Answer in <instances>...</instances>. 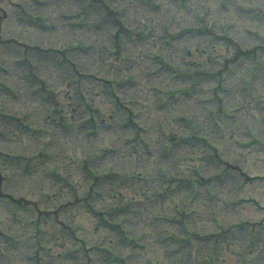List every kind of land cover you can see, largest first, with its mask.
Instances as JSON below:
<instances>
[{
	"label": "rangeland",
	"instance_id": "1",
	"mask_svg": "<svg viewBox=\"0 0 264 264\" xmlns=\"http://www.w3.org/2000/svg\"><path fill=\"white\" fill-rule=\"evenodd\" d=\"M0 30L48 48L0 44V264H264V0H0Z\"/></svg>",
	"mask_w": 264,
	"mask_h": 264
}]
</instances>
